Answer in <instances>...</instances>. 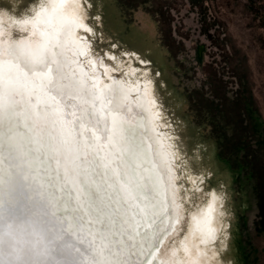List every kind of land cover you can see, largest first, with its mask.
I'll return each instance as SVG.
<instances>
[{"label":"bare ground","instance_id":"bare-ground-1","mask_svg":"<svg viewBox=\"0 0 264 264\" xmlns=\"http://www.w3.org/2000/svg\"><path fill=\"white\" fill-rule=\"evenodd\" d=\"M84 17L59 0L0 42V264L169 259L181 205L152 84L87 69Z\"/></svg>","mask_w":264,"mask_h":264},{"label":"rangeland","instance_id":"rangeland-1","mask_svg":"<svg viewBox=\"0 0 264 264\" xmlns=\"http://www.w3.org/2000/svg\"><path fill=\"white\" fill-rule=\"evenodd\" d=\"M33 3L23 0L20 12ZM81 6L90 30H78L87 43L80 61L87 69L97 62L104 79L108 69L119 79L150 82L158 127L172 141L185 219L159 252L168 253L177 232L187 230V214L201 199L198 173L210 170L209 184L230 180L232 193L219 264H264V0H81ZM9 7L0 0V8Z\"/></svg>","mask_w":264,"mask_h":264},{"label":"clouds","instance_id":"clouds-1","mask_svg":"<svg viewBox=\"0 0 264 264\" xmlns=\"http://www.w3.org/2000/svg\"><path fill=\"white\" fill-rule=\"evenodd\" d=\"M59 0H36L20 12L23 0H9V8H0V42L10 39L15 32H28L32 21L43 9L55 10ZM19 13V14H18ZM194 150L195 160L200 159V148ZM203 179L197 182L195 190L201 195L200 201L187 214V230L181 236L177 232L169 259L164 264H219V252L226 238L228 221L234 215L231 211L230 180L218 179L209 184L214 173L202 170ZM185 217L181 213L178 223ZM183 230V229H181Z\"/></svg>","mask_w":264,"mask_h":264},{"label":"trees","instance_id":"trees-1","mask_svg":"<svg viewBox=\"0 0 264 264\" xmlns=\"http://www.w3.org/2000/svg\"><path fill=\"white\" fill-rule=\"evenodd\" d=\"M238 115V114H237ZM237 118V117H236ZM261 208H262V213H261V219L262 221H264V197H263V201L261 203Z\"/></svg>","mask_w":264,"mask_h":264}]
</instances>
